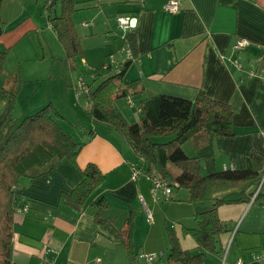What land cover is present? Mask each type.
<instances>
[{
	"label": "crops",
	"instance_id": "1",
	"mask_svg": "<svg viewBox=\"0 0 264 264\" xmlns=\"http://www.w3.org/2000/svg\"><path fill=\"white\" fill-rule=\"evenodd\" d=\"M5 1L7 4L0 17V51L17 53L13 49L22 37L19 32L9 30L20 13H16L13 0ZM15 1L23 7L29 5L26 0ZM167 1L75 0L77 10L73 23L77 25L82 18H88L89 22L84 25L88 34L85 37L96 39L104 35L110 40L104 39L109 47L107 55L115 58L114 53L118 54L123 45L122 36L115 31L116 18H136L133 29L135 55L125 79L138 80L143 88V93L133 96L138 98V106L149 94L194 100L199 90L214 100L229 104L235 135L213 138L199 150L190 147L186 153L202 159L205 174L225 169H249L251 148L264 156V0H179V9L175 12L165 10ZM35 2L38 0H32V4ZM45 4L46 0L44 7ZM9 8L14 10V17L8 14ZM58 11L56 7L55 13ZM78 34L82 40L80 31ZM115 38H120L121 42L115 45ZM240 38L247 40L249 45L235 51L234 43ZM232 58L241 64L239 70L229 65L228 60ZM115 60L122 62V59ZM42 62L40 60L37 66L43 67ZM18 67L16 69L14 65L8 75L4 72L1 87L6 90L14 87L15 73L20 72ZM53 67L52 64L50 70L46 69L49 72L46 89L39 88L44 84L41 79L22 80L17 96L19 101H27L22 115L33 112L51 97ZM68 67L76 70L77 59ZM252 67L255 74L250 76ZM107 72H103L104 75ZM83 82L86 85L87 82ZM22 88L27 90L20 94ZM38 93L41 95L35 97ZM73 106L70 118L83 119L82 112L76 110L77 104ZM117 112L128 123L136 121L135 118L129 121L131 116L128 118L123 111ZM139 119L140 115L137 121ZM90 130L80 141L84 145L76 165L61 160L49 173L20 181L17 205L28 204V210L14 213L12 261L20 264H130L124 246L100 229L93 218L94 209L89 202L101 196L112 206L110 216L114 218L116 228L122 226L128 208H133L137 248L143 249L152 225L146 221L138 200L141 196L153 213V222L161 228L163 243L167 242L166 234L172 230L183 248L193 249L194 241L183 234L184 227L193 225L195 212L188 202L187 191L180 188L173 200L155 202L150 179L143 174L135 181L130 179L131 166L138 162L124 140L112 129L108 130L112 135L101 126L96 128L94 125ZM121 144L127 147L131 157L125 155ZM88 163L95 164L104 174V182L80 211L59 204L60 194L69 192L80 181L81 170ZM249 190L255 192L256 186ZM218 216L228 228L220 235L222 246L225 248L231 240L225 264H235L237 259L244 264H264L254 258L257 252L264 250V200L250 199L248 203L222 205L218 208ZM138 233L142 238H137ZM46 248L53 252L45 253ZM209 261L214 263L212 258Z\"/></svg>",
	"mask_w": 264,
	"mask_h": 264
},
{
	"label": "trees",
	"instance_id": "2",
	"mask_svg": "<svg viewBox=\"0 0 264 264\" xmlns=\"http://www.w3.org/2000/svg\"><path fill=\"white\" fill-rule=\"evenodd\" d=\"M4 1L0 0V9ZM45 8L47 21L65 50L66 60L70 63L82 56L81 39L72 18L77 10L75 0H46ZM124 39L135 55L134 32L125 34ZM6 59L7 52L0 51V80L4 76ZM130 63L131 60H125L115 70L108 67L106 75L99 70L93 72L92 81L85 85L84 113L120 136L131 148L138 162L135 165L139 164L146 174L176 180L179 189L188 191V202L195 212L193 225L184 227L183 234L194 241L195 247L183 248L172 230L166 234L164 244L159 224L146 220L152 225L143 249L137 248L134 243L135 211L128 208L122 226L116 228L114 218L110 216L112 206L103 196L89 202L94 209L93 218L100 229L124 246L130 264H141L142 259L138 257L141 252H159L158 257L166 254V264H221L224 247L220 235L228 228L218 216V208L248 203L250 199L264 200V156L251 148L249 169L203 172L202 159L189 156L183 145L189 142L193 150H199L211 139L232 137L235 132L230 105L208 97L202 90L194 100L149 94L139 103L140 119L132 123L124 121L113 102L143 93L138 80L125 79ZM14 79L16 84L12 89L6 90L0 85V264H20L11 259L12 227L20 181L49 173L61 160L76 165L84 145L62 128L58 121L62 115L51 102L33 112L13 116L22 83L19 70ZM164 138L167 140L161 141ZM174 169L177 173H173ZM104 179L95 164H86L81 170L80 181L69 192H62L58 203L80 211ZM261 179V190L253 198L254 190L249 189L257 186ZM211 258L214 263L209 261Z\"/></svg>",
	"mask_w": 264,
	"mask_h": 264
},
{
	"label": "rangeland",
	"instance_id": "3",
	"mask_svg": "<svg viewBox=\"0 0 264 264\" xmlns=\"http://www.w3.org/2000/svg\"><path fill=\"white\" fill-rule=\"evenodd\" d=\"M26 2L29 5H24L25 7L24 8L23 6H20L19 2L13 0V5L15 7L16 13L17 14L20 13V15H18L17 20L10 25L9 31L11 32L12 30H14L12 32H16V31L19 32V35L22 37L21 38L22 40L19 42L17 47L13 49L17 51V53L12 51L7 54V59L4 64L5 74L7 75L10 74L11 68L14 65H16V69L19 66L18 68L20 69L19 73L21 80L41 79L43 80L42 82L44 84L41 85L39 88L46 89V87L48 86L46 77H48L49 75V72L46 69L50 70L51 65L53 64L54 65L53 68H55L52 74L53 77L52 82L54 87L50 92L51 97L49 99H45L40 104V106H43L44 104L52 101L56 111L59 112L62 116H64L58 119L60 125L77 142H80L82 140V137L87 135V132L94 125L96 126V128H100L101 126V128L104 131H106V133L112 135L111 132H108V130H110V127L103 124L98 125L95 122L92 123L91 119H89V117L83 112V109L86 107V103L84 99L86 87L84 86L82 90L80 83L81 79L83 81H86L87 83L91 82L93 78V72L95 70L96 72H98V70L101 71L102 74H104L103 71L107 72L105 69H103V66L106 63L110 62V56L107 55L109 47L105 44L106 42H104V39H108V38H106L104 35H100L96 39L86 38L85 35L87 34L86 32L87 27L84 25H86V22H89V19L85 17L82 18L80 22H78L77 25H75V28L77 33L80 31L81 37H83L81 40L83 54L82 56L76 58L78 62V68H76V70H73L71 68L72 70H70L68 67L70 63L66 60L65 50L61 45V43L59 42V40L57 39L55 32L53 31L49 22L46 19L47 11L43 6L45 0H38V2H35L34 4H32V0H26ZM6 4L7 1H4L1 5L0 17L2 16L1 14L3 12V7L6 6ZM8 14L13 17L15 16V12L12 8L8 9ZM75 14L76 11L73 12V15ZM73 22L75 23V19H73ZM115 31L120 36L124 34V31L119 29L118 26H117V30ZM114 40H116L114 43L115 45L117 44L118 41L121 42L120 38L117 39L115 38L113 39V41ZM114 55L115 58L113 59L123 60V56H119L117 53H114ZM40 60L43 61L42 62L43 67L37 66ZM36 66L37 69H35ZM26 90L27 89L22 88L20 94H23ZM40 95L41 93H38L35 95V97H39ZM18 98L19 97H17L16 99V105L13 111V116L16 117L21 116L22 110L23 109L25 110L27 107V101L25 100L19 101ZM137 100L138 98L136 96L133 97L132 99L130 98V100H128V98L127 99L120 98L113 102V106L114 108L117 107L118 109L117 111H121V113L123 111L126 115H128V118L131 116V118H129V121H132V119L134 118L137 121L138 116L140 115L138 110ZM129 101L133 102L134 104L133 107L129 105ZM75 103L78 106L76 110L82 112L83 119L78 118L77 120L75 118H70V114L73 116L72 114L74 107L73 105H75ZM166 140L167 138L161 139V141H166ZM121 146L123 148L125 155L127 157H131L127 147H125L122 144ZM190 147L191 145L189 144V142L183 145V149L185 152L187 151V153ZM173 173H175V169ZM130 179H131V175H130ZM261 185H262V179L259 181V184L256 186V190L258 188H259L258 190H261L260 189ZM179 190L180 189L174 191L175 192L174 195L176 197ZM169 221L170 220H168V222ZM137 238H142V236H140V234L138 233ZM140 240L141 239H139V241ZM165 263H166V254L162 257H157V259H155L154 262H152L151 264H165Z\"/></svg>",
	"mask_w": 264,
	"mask_h": 264
},
{
	"label": "built area",
	"instance_id": "4",
	"mask_svg": "<svg viewBox=\"0 0 264 264\" xmlns=\"http://www.w3.org/2000/svg\"><path fill=\"white\" fill-rule=\"evenodd\" d=\"M179 0H168L164 6L165 10L168 12H175L179 9ZM116 24L118 26L119 29L124 31V34L122 35V39H123V45L120 47V49L118 50V55L119 56H123V61L125 60H133L134 59V55L130 49V47L128 46L127 42L124 39L125 34L133 31V29L136 27V18L134 17H117L116 18ZM249 45V42L247 40L244 39H237L236 42L234 43L233 46V50L235 51H240L244 48H246ZM229 65L235 69H240L241 64L239 63V61L236 58H232L229 59ZM121 62H117L115 59H113V57H110V62L106 63L103 66V69H107L108 67L113 69H118L120 67ZM253 69L250 71V76H253L255 74V68L252 67ZM81 83V87L83 89V87L85 86L83 80H80ZM128 100H130V97H128ZM129 105L131 107L134 106L132 101H129ZM141 162V160H140ZM145 175L148 179L151 180V195L152 198L155 202H159V201H163V200H168L170 198L174 197V191L179 189V183L176 180H164L161 179L157 176H153V175H149L146 174L144 170H142L138 165H132L131 166V179L133 181H135L140 175ZM264 177V176H263ZM259 189V188H258ZM258 189L254 192L253 198L256 196ZM139 202L141 203L144 213H145V217L146 220L148 222H153V213L151 211V209H149L146 204L144 203V200L141 196L138 197ZM28 210V205H23L21 207L17 206L15 208V211L17 212H26ZM230 239L229 242L227 244V246L224 248V252H223V256H222V260H221V264H225V258H226V254L228 251V247H229V243H230ZM53 252L52 249L46 248L45 249V253H51ZM141 260V264H151L152 262H154L155 259H157L158 254L155 252H151V253H145V252H141L140 255L138 256ZM254 258L259 261L264 263V250L259 251L255 254ZM51 263V262H50ZM235 264H244V262L241 259H237L235 261Z\"/></svg>",
	"mask_w": 264,
	"mask_h": 264
}]
</instances>
